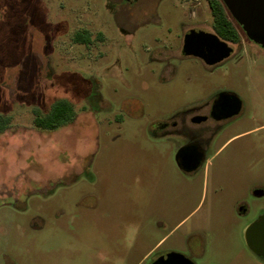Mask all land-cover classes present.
Returning <instances> with one entry per match:
<instances>
[{"label": "rangeland", "instance_id": "rangeland-1", "mask_svg": "<svg viewBox=\"0 0 264 264\" xmlns=\"http://www.w3.org/2000/svg\"><path fill=\"white\" fill-rule=\"evenodd\" d=\"M124 2L0 0V112L13 115L0 133V264H151L192 232L207 237L206 264H251L254 215L235 217V174L264 168V49L248 41L211 70L180 56L178 0L131 21ZM222 93L241 113L185 173L162 126ZM59 100L85 110L34 128L32 109Z\"/></svg>", "mask_w": 264, "mask_h": 264}, {"label": "flooded vegetation", "instance_id": "flooded-vegetation-1", "mask_svg": "<svg viewBox=\"0 0 264 264\" xmlns=\"http://www.w3.org/2000/svg\"><path fill=\"white\" fill-rule=\"evenodd\" d=\"M152 1L157 0H125V7H127L125 11L128 20H135L137 16L140 17L141 15H156L147 8ZM178 1L182 11L186 13L185 15L188 20L183 25L184 33L181 39L180 51L182 58H196L202 61L208 68L214 70L231 57L243 51L248 41L264 49L260 44L255 43L247 37L242 27L230 14L223 0ZM217 3L222 5L218 10L229 14V20L236 29L238 39H226L216 31L213 13L214 6ZM203 5L207 7L204 8ZM209 17H211L210 23ZM192 32H196L194 42L187 43ZM205 33L216 35L227 46L223 47L217 43H213ZM206 42L211 45H205ZM227 47L230 49L228 51L229 55L225 56ZM195 53H199L200 55H196ZM170 56L173 57V55H165L163 57ZM242 107L243 102L239 97L231 93H222L213 99L209 107L204 110H198L189 115V118L175 119L162 126V134H170L179 140L175 158L182 171L188 174H196L205 165L208 148L213 137L220 132L222 126L229 119L241 113ZM221 176L223 185L221 184L220 188L224 189L226 187L224 181L229 175L225 172ZM235 176L237 178L236 187L239 193L234 211L235 217L245 219L252 214L254 215L253 220L244 228V236L252 252L251 264H264V168L259 170L256 168H240ZM250 228H252V246L249 245L247 237ZM199 234L192 232L185 241L183 248H181L182 242L180 241L176 249L157 254L151 264H154L160 258H166L171 252L180 254L186 258L176 257L172 264H185L184 262L189 264H206L204 260V247L208 241L206 236L201 237L202 235L200 236Z\"/></svg>", "mask_w": 264, "mask_h": 264}, {"label": "trees", "instance_id": "trees-1", "mask_svg": "<svg viewBox=\"0 0 264 264\" xmlns=\"http://www.w3.org/2000/svg\"><path fill=\"white\" fill-rule=\"evenodd\" d=\"M220 7H222V5L219 3L214 6L213 16L216 31L226 39H238L236 29L229 20V14H225L223 11L218 10ZM76 38L78 40H87V36L83 35L82 32H79ZM32 110L35 111V117L33 120L34 128L41 131L52 132L73 122L79 112L84 111L85 108L78 110L75 104L67 100H59L52 105L47 113L36 108H33ZM12 125L13 115L0 112V133L6 131L12 127Z\"/></svg>", "mask_w": 264, "mask_h": 264}, {"label": "water", "instance_id": "water-1", "mask_svg": "<svg viewBox=\"0 0 264 264\" xmlns=\"http://www.w3.org/2000/svg\"><path fill=\"white\" fill-rule=\"evenodd\" d=\"M223 2L225 3L232 17L242 27L247 37L255 43L260 44L264 48V0H223ZM195 33L196 32H192L190 38L187 40V43L194 42L193 40L195 37ZM205 35H207V37L213 43H217L218 45H221L223 47L227 46L226 43L220 41V39L216 35L209 33H205ZM205 45L211 44L206 42ZM226 49L227 50H225V56L229 55L228 51L230 50L228 47ZM195 54L200 55L199 53ZM251 231L252 228L248 230L247 234L248 243L250 246H252ZM176 257L186 259L180 254L171 252L167 255L166 258H160L154 264H172ZM184 263L189 264L187 262Z\"/></svg>", "mask_w": 264, "mask_h": 264}]
</instances>
